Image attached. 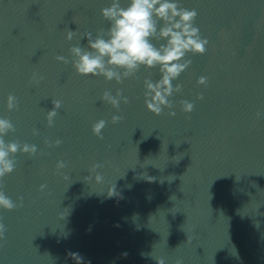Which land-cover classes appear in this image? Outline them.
Returning a JSON list of instances; mask_svg holds the SVG:
<instances>
[{
    "label": "water",
    "instance_id": "obj_1",
    "mask_svg": "<svg viewBox=\"0 0 264 264\" xmlns=\"http://www.w3.org/2000/svg\"><path fill=\"white\" fill-rule=\"evenodd\" d=\"M175 2L197 11L194 26L209 44L186 55L191 65L172 82L182 91L157 116L144 104V80L158 81V67L117 84L55 59L71 61L70 47L87 48L84 32L107 30L101 9L111 0H0V118L15 127L4 139L37 147L31 157L17 152L0 180L14 202L23 198L0 209V264H77L70 252L83 264H264V0ZM68 29L77 33L71 41ZM34 73L39 84L30 83ZM201 76L207 85L197 84ZM117 90L129 101L119 111L100 99ZM52 100L61 108L48 127ZM183 100L194 103L191 113ZM113 115L123 120L112 124ZM101 119L102 139L91 130ZM94 164L102 167L90 173ZM113 184L118 195L109 197Z\"/></svg>",
    "mask_w": 264,
    "mask_h": 264
},
{
    "label": "clouds",
    "instance_id": "obj_2",
    "mask_svg": "<svg viewBox=\"0 0 264 264\" xmlns=\"http://www.w3.org/2000/svg\"><path fill=\"white\" fill-rule=\"evenodd\" d=\"M101 15L108 21L109 27L105 31L100 29L95 38L91 32H84L82 39L87 40V48L72 46L69 48L71 61L64 56H56L58 62L68 64L71 62L75 72L81 76H102L106 81H113L117 84L125 79L135 76L141 67L145 69L159 68L160 79L155 83L150 79L144 80V104L148 111L159 116L164 108L172 109L174 105L169 99L174 93L182 91V85L176 84L173 87V81L181 73L186 71L191 65L190 59H185L188 53L192 55H203L207 51L209 41L202 38L198 27L194 22L198 15L195 9L181 7L175 0H128L127 7H122L120 0H111V5L101 9ZM76 31L67 30L66 39L71 41L76 35ZM160 43L159 46L152 41ZM44 78L35 73L30 79V83L39 84ZM208 78L201 76L197 79L198 85H207ZM101 101L110 104L119 111L120 102L127 104L128 98L117 90L113 96L109 91H104ZM198 100L203 96L198 95ZM181 110L184 113H191L194 110V103L187 100L180 102ZM18 101L13 94L7 97L6 107L9 111L17 108ZM61 108V101L52 100V108L47 111V125L53 126L54 118L57 116V110ZM169 116H175L174 111H169ZM262 115L257 112V117ZM123 120L122 115H113L112 124H117ZM106 121L101 119L92 125V133L98 138H103L102 129L106 127ZM15 127L9 119L0 118V180L6 175L11 174L16 167V161L13 158L17 152L27 154L29 157L37 153L36 145L28 143L21 144L19 141L6 142L4 137L9 132H14ZM38 130L33 129V135H38ZM45 144L59 146L61 140L57 139L53 144L46 140ZM65 163L59 161L56 164L57 173L65 168ZM100 164H94L89 169L90 173H96ZM67 179V177H65ZM91 175L84 177L88 182ZM149 182L154 177H145ZM103 177L100 174L95 175V182L100 184ZM46 185L40 186V191L45 189ZM115 184L108 187V196H117ZM20 203L14 202L8 197L0 186V209L7 211L15 210L23 206V198H17ZM258 226V225H257ZM7 228L3 222H0V241L6 239ZM187 243H191V237H187ZM69 257L83 264V258L79 253L70 252ZM122 255L127 256V253ZM143 255V254H142ZM156 264H165V260L156 258ZM90 264V262H89ZM175 264H183V260L178 258Z\"/></svg>",
    "mask_w": 264,
    "mask_h": 264
}]
</instances>
